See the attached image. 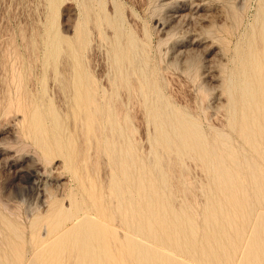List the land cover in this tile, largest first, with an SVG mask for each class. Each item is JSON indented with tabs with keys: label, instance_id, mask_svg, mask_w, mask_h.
Masks as SVG:
<instances>
[{
	"label": "rangeland",
	"instance_id": "1",
	"mask_svg": "<svg viewBox=\"0 0 264 264\" xmlns=\"http://www.w3.org/2000/svg\"><path fill=\"white\" fill-rule=\"evenodd\" d=\"M263 25L264 0H0V264L83 258V220L95 264H264Z\"/></svg>",
	"mask_w": 264,
	"mask_h": 264
},
{
	"label": "bare ground",
	"instance_id": "2",
	"mask_svg": "<svg viewBox=\"0 0 264 264\" xmlns=\"http://www.w3.org/2000/svg\"><path fill=\"white\" fill-rule=\"evenodd\" d=\"M264 26V25H263ZM74 53V52H73ZM84 79V78H83ZM97 101V97L95 99ZM98 103V102H97ZM9 105V104H8ZM87 105V104H86ZM16 108V107H15ZM19 110V109H18ZM10 111V109H9ZM16 112V111H15ZM90 114V113H89ZM96 116V115H95ZM18 119V118H17ZM25 122V121H24ZM255 126V125H254ZM95 129V128H94ZM99 129V128H98ZM97 130V128H96ZM252 130V129H251ZM97 132V131H96ZM95 133V132H94ZM194 136L198 137V134H194ZM97 137V136H96ZM38 140V139H37ZM46 142V141H45ZM200 146V145H199ZM179 150V149H178ZM188 150V149H187ZM54 151V150H53ZM180 152V151H179ZM182 152V151H181ZM186 152V151H185ZM191 154V151H189ZM187 154V153H186ZM205 155V154H204ZM210 160V159H209ZM211 162V161H210ZM209 162V163H210ZM214 164V163H213ZM216 164V162H215ZM207 166V165H206ZM211 167V166H210ZM213 169V168H212ZM248 172V171H247ZM246 172V173H247ZM40 173V172H39ZM260 173V172H258ZM41 174V173H40ZM219 174V173H218ZM223 174V173H222ZM38 175V174H37ZM227 175H225L226 177ZM40 177V176H39ZM233 180L231 177L227 178L226 180H222L221 182L218 181V185L219 187L223 190L226 189L227 186H231L233 187ZM237 186V185H236ZM255 186L260 187V184H255ZM174 191V190H173ZM192 191V190H191ZM245 191V190H244ZM193 192V191H192ZM240 192V190H239ZM175 193V192H174ZM191 196V195H190ZM190 199V197H189ZM195 201V200H194ZM151 205H154L156 203L151 202ZM176 205V204H175ZM177 209V208H176ZM178 211V210H177ZM193 211V210H192ZM167 214H170L171 220L170 218H163L164 222H173V229H171L168 233L169 236L171 237H179L181 234H184V230L181 229L180 227V223H178L179 221V217H178V213L172 209V208H165L163 209V217H165ZM193 215V214H192ZM198 217V216H197ZM197 220V219H196ZM73 222V221H72ZM233 224V221H228L225 222V226L226 227H231ZM69 226V225H67ZM58 228V227H57ZM97 227H95L93 225V223H91L90 220H83L82 222H79V224H73L69 229L65 230V234L64 237H67V239H65L64 243V247L62 248L64 249V252H69L68 250H71L72 255H77V254H83L84 257L79 259V260H75L74 262L71 261V264H95L96 262V257L98 258L99 256L97 255V246H99L100 241H96L95 243H97L96 245L93 243V241L91 240V236L93 235L92 232L94 229H96ZM242 231V230H241ZM250 231V230H249ZM59 232V231H58ZM110 232V231H109ZM190 237L193 236V234H189ZM122 238V237H121ZM150 240L152 241V243H157L159 241V239L155 236H151L149 237ZM110 240V238H109ZM129 241V239H124V242ZM161 242V241H160ZM111 244V242H110ZM177 245V244H176ZM117 246H120L117 245ZM112 247V246H111ZM178 247V246H177ZM116 248H120V247H116ZM115 248V250H116ZM118 251V253L121 255V261L124 262L125 260H127L128 256H126L124 253H120L119 250H116V252ZM63 252V251H62ZM63 252V253H64ZM115 254V253H114ZM159 252L157 250H151V251H143V253L141 254L144 258H142L141 260L145 261L147 260V258H150L151 256L155 255L158 256ZM116 256V255H115ZM59 259L57 256H51L49 257V259H47L46 263L50 264V263H54L55 260ZM66 259V257H65ZM130 261V258H129ZM97 263H100V257L97 259Z\"/></svg>",
	"mask_w": 264,
	"mask_h": 264
}]
</instances>
